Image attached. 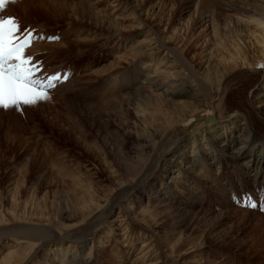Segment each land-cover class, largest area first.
<instances>
[{
	"label": "bare ground",
	"instance_id": "6f19581e",
	"mask_svg": "<svg viewBox=\"0 0 264 264\" xmlns=\"http://www.w3.org/2000/svg\"><path fill=\"white\" fill-rule=\"evenodd\" d=\"M29 1L39 10H64L51 0ZM207 2L209 4L203 5L201 0H196V9L200 14L201 4L204 6L203 13L208 18L214 44L224 45L223 42L229 38L226 30H229L235 42V56L242 60L251 74L263 76L264 94V71L256 68L257 65H264V0ZM72 8L79 19L87 14L92 15L84 4L74 5ZM232 15L247 27H253L249 33L261 47L255 51L256 54H252V58L248 59L240 52V31L233 30L234 23L230 18ZM91 20L95 24L97 21L101 22L97 16ZM70 30H74L77 42L91 40L98 35L78 27ZM120 39V44L126 43L134 57L132 71L123 75L122 82L128 91L117 97L120 103L109 99L105 107L100 100V91L103 93L106 89L107 92L112 83L113 87L118 86L121 82L120 75L119 78L116 77L118 81L111 77L106 83L107 88L98 89L96 81L80 83L78 79L71 80L61 74L56 86L65 89L68 85L73 88L75 84L77 87L76 100L72 98L73 94L68 99L65 98L70 113H74L69 116L68 128L64 129L68 135L72 132L73 123L70 121L75 120L83 128L88 125L91 113H96L92 110L97 109V113L104 112L107 115L109 107L111 111L119 107L123 121L117 122L114 130L119 148H112V143L108 146L107 139H104V145L99 149L104 158L111 154L114 162H117L118 170H111L112 166L107 164V168L111 170L109 175L112 186L99 191L98 183H95L98 171L87 169V165L76 159L77 172H64L71 177L72 184L79 187V195L67 186L64 195L32 193L23 201L12 196L10 207L6 210L1 208L3 203L0 199V264H102L101 258L107 256L104 254L108 250L107 247L98 250V247L104 245L105 239L114 241L120 264L127 262L136 243L140 245L130 264H185L181 257L188 250L194 253L193 264H225L219 256L211 255L206 260L203 256L200 258L198 255L205 247V240L202 243L191 238L188 231L194 227L186 223L184 225L190 213L196 215L199 210H203L201 203L205 198L210 199L211 196L207 193L211 190L219 194L217 198L226 210L218 211L214 215L215 219L239 210L240 215L235 221L239 224L253 215L255 221L248 223L256 232L251 238L254 240L253 246L257 243V246L264 249V131L255 127L250 111L226 102L225 72L218 68V64L211 65L212 63L201 73L190 67H186L185 72V63L181 67V58L176 53L173 55L180 62L179 69L175 58L164 61L165 63L160 58L158 65L162 63L167 66L159 71L160 67L153 63L155 57L145 48L144 38L136 41ZM231 54L234 56V53ZM233 56H221L219 63L224 64L233 59ZM159 72L163 74L164 80L168 78V83L175 87L169 91L168 88L162 89L166 81L155 78ZM50 75L51 73L47 76ZM161 89L164 94H172V100L156 96L154 92ZM85 100L92 103H85ZM156 112L161 114L157 116ZM128 117L131 120L128 121ZM150 125L152 129L149 128ZM129 140L133 148L130 154H126L122 149ZM67 154L71 156L70 153ZM103 157L102 161L105 160ZM36 189L34 188V192ZM237 193L243 194V198H239L241 195L236 197ZM246 193L249 195L245 196ZM237 199L241 201L236 202ZM244 200L258 206L260 210L239 207ZM134 201L138 204L134 205ZM236 204L239 205L238 208L230 207ZM205 209L207 212L213 210ZM128 212H131V218ZM172 220L178 228L177 239L170 246L169 240H165L156 248L154 241L159 240L156 237L159 234L158 225L162 221ZM233 228L234 226H229L223 229L221 238H225ZM120 232L121 242L115 235ZM186 246H189L188 250ZM112 260L115 261V258Z\"/></svg>",
	"mask_w": 264,
	"mask_h": 264
},
{
	"label": "rangeland",
	"instance_id": "374dc122",
	"mask_svg": "<svg viewBox=\"0 0 264 264\" xmlns=\"http://www.w3.org/2000/svg\"><path fill=\"white\" fill-rule=\"evenodd\" d=\"M51 1L56 2L64 10L60 11L61 13L56 10L47 11L46 8L39 10L31 5L29 0H14V2L13 0H5L4 10L0 12V15L5 18L11 16L16 19L21 27L20 35L28 30L32 31L34 36L45 37L43 40H33L26 50V53L33 56V63L40 65L36 73L40 78L47 77L49 73L51 75L63 74L62 77L66 75V78L78 79L80 83H94L96 81L95 84H99L98 89H101L108 87L106 83L111 77L119 78L120 75L121 82L118 83V86L113 87L114 84L112 83L109 85L111 86L110 90L106 92V89H104L103 93L100 91L102 94L100 100L103 101L102 106L106 107L109 99L120 103L117 97L123 96L128 91L122 82L123 75H127L132 71L134 63V57L127 44L124 42L120 44V37L134 39L135 41L144 38L146 40L144 41L145 48L155 57L154 65H158L160 58H163V62L175 58L178 69L181 62V67L182 63H185V69L181 68V70L184 69L187 72L186 67H190L193 71L195 69V71L201 73L209 63H212L211 65L218 64V68L225 72L224 82L227 88L224 95L226 102L232 106H240L250 111L255 127L264 131L263 76L261 77V74H251L242 60L235 56V42L233 34L228 32L229 30H226L229 38L223 42L224 45L217 46L214 44L208 18L203 13V5L209 4L207 1L211 0H201L203 5L201 4L202 13L200 14L196 9V0ZM80 4H84L87 11H90L92 15L87 14L86 17L83 16L79 19L72 7ZM8 11L13 14L8 13ZM96 16L101 20V22L97 21V24L91 20ZM234 17L232 15L230 18L234 23L233 30L240 31V41L238 42L240 52L248 59L252 58V54H256L255 51L261 45L256 44L249 33L253 27H247ZM221 18L223 20V17ZM74 27L90 30L98 35L93 37L94 40L88 39L77 42L75 41L76 34L74 30H70ZM50 36L58 39L50 41L47 39ZM173 53L178 54L176 56L181 58L179 59L180 62L176 56L174 57ZM231 53H234V56ZM230 55L233 56V59L224 64H222L223 62L219 63L221 56L228 58ZM166 66L167 64L162 63L158 65L160 67L159 71L166 68ZM169 68L174 70L172 67ZM256 68L258 71H264V65H257ZM155 78L159 81H166L162 89L168 88L169 91L175 87L173 84L168 83V78L164 80L163 74L160 72ZM56 88L49 90L48 99L38 101L35 105H20L8 109L0 108V199L3 203L1 208L5 210L10 207L12 196L18 198L19 201H23L26 196L32 195V193L34 195H45V192L47 195H64L67 186L79 195V187L74 186L71 177L64 172L65 170L77 172L76 159L87 165V169L98 171V179L95 180V183H98L99 191L112 186L109 173L111 170H118V167H116L117 162H114V157L111 154H107V157L104 158L99 149H102L104 139H107L108 146L112 145L114 149L119 148V142L114 131L116 129L115 124L123 121V115L119 107L113 108L112 111L109 107V112H106L107 115L104 112L97 113V109L92 110L97 114L91 113L90 121H87L88 125L83 128L81 124L74 122L75 120L70 121L73 125L70 124L72 125V132L68 135L64 129L68 128L70 117L74 113H70L65 98L68 99L70 94H73L72 98L76 100L78 98V96L75 97L77 87L74 84L73 88H70L69 85L65 89ZM162 89L154 92L155 95L172 100V94L165 93V95L162 93ZM107 94L112 97H108ZM86 101L92 103L88 100H85V103ZM156 114L159 116L161 113L156 112ZM128 118V121L131 120V117ZM149 128L152 129V126L150 125ZM132 145L130 140L126 142L123 146L125 148L122 149L123 152L130 154L129 152L133 148ZM93 148L96 151L92 150ZM67 153H70L71 156H68ZM109 156H112L113 159ZM102 157L108 163L102 161ZM107 164L112 166L111 170L107 168ZM167 179L169 178L167 177ZM201 179L205 181V178L202 177ZM183 186L186 185L183 184ZM34 188H37L36 192H34ZM207 195L211 197L210 199L205 198L201 203L204 207L203 210H199L196 215L190 213V216L184 221V225L185 223L186 225L190 224L195 229L188 231L191 238L202 243L205 240V247L201 249L198 256L200 258L203 256L205 260L211 255L219 256L225 264H264V249L257 246V243L253 246L254 240L251 238L253 235L255 236L256 232L252 230V226H248V223L255 221V217L249 215L245 221L238 224L235 221L240 212L236 210V213H230L227 216L225 214L221 219L216 220L214 215L218 211L223 212L226 210L223 204L219 202L217 198L219 194L215 190L208 191ZM239 195L241 194L237 193L236 197ZM248 195L249 193H246L245 196ZM241 197L243 198V194L239 198ZM134 199L136 200V198ZM222 201L224 203L225 198ZM237 201L241 200L237 199ZM136 204L138 203L134 201V205ZM238 206L236 204L230 207L238 208ZM239 207L260 210L258 206L249 203L248 200L242 201ZM205 208L213 210L207 212L204 211ZM128 215L130 218L132 217L131 212H128ZM133 222H135V219H133ZM162 222L158 225L159 234L156 236L159 240L154 241L156 248H159L165 240H169L170 246L178 237V228L173 220ZM229 226H234V228L229 231L225 238H221L223 229ZM115 235H117L118 241L121 242V232ZM165 236L168 237L165 239ZM105 241L104 245L98 247V250L106 247L108 250L104 254V256H107L101 258L102 264H120L118 251L114 248V241L111 242L110 239H105ZM120 245L122 247V244ZM139 245V243L134 245L133 249L135 250L129 253V259L127 258L125 264H130ZM122 248L125 249V247ZM185 248L188 250L189 246ZM189 251L181 257L182 260H185V264H193L192 258H195L194 253ZM114 258L115 261L112 260Z\"/></svg>",
	"mask_w": 264,
	"mask_h": 264
},
{
	"label": "snow or ice",
	"instance_id": "6c2138e0",
	"mask_svg": "<svg viewBox=\"0 0 264 264\" xmlns=\"http://www.w3.org/2000/svg\"><path fill=\"white\" fill-rule=\"evenodd\" d=\"M14 2V0H13ZM5 0H0V12L4 10ZM21 27L15 18L0 15V108L8 109L20 105H35L49 98V90L57 86L60 75L40 78L36 75L40 65L33 63V56L26 54L33 40L45 39L34 36ZM56 40L57 37H47Z\"/></svg>",
	"mask_w": 264,
	"mask_h": 264
}]
</instances>
